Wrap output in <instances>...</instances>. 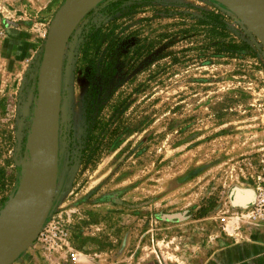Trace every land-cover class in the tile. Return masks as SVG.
I'll return each mask as SVG.
<instances>
[{"label":"rangeland","instance_id":"374dc122","mask_svg":"<svg viewBox=\"0 0 264 264\" xmlns=\"http://www.w3.org/2000/svg\"><path fill=\"white\" fill-rule=\"evenodd\" d=\"M64 1L0 0V213L29 159L45 39ZM205 11L221 16L223 39L197 24ZM110 21L123 47L155 44L110 81L87 138L81 49L91 25ZM263 169L255 33L216 0H101L71 31L61 63L57 181L44 223L64 234L53 246L35 238L11 264H68V246L80 264H264V224L245 216Z\"/></svg>","mask_w":264,"mask_h":264},{"label":"water","instance_id":"95a60500","mask_svg":"<svg viewBox=\"0 0 264 264\" xmlns=\"http://www.w3.org/2000/svg\"><path fill=\"white\" fill-rule=\"evenodd\" d=\"M216 1L250 26L264 43V0ZM96 2L65 0L49 26L38 76L29 159L21 162L23 175L0 213V220H9L7 235L0 243V264H11L32 244L48 215L57 178L63 52L71 31Z\"/></svg>","mask_w":264,"mask_h":264},{"label":"trees","instance_id":"16d2710c","mask_svg":"<svg viewBox=\"0 0 264 264\" xmlns=\"http://www.w3.org/2000/svg\"><path fill=\"white\" fill-rule=\"evenodd\" d=\"M118 4L119 1L109 2L107 4L108 12L113 13V9ZM203 13L204 18L197 19V24L208 25L206 32L209 37L223 39L227 35V30L221 16L213 11ZM84 36L81 49V69L88 81V88L84 96V113L88 126L87 138H90L94 125L102 123L98 113L103 107V98H107L105 93L110 81L128 61H130L129 68L131 61L136 56L140 58L144 52L149 51L155 42L148 39L141 40L135 45L125 48L120 44L121 37L116 34L113 21L99 26L91 25Z\"/></svg>","mask_w":264,"mask_h":264},{"label":"built area","instance_id":"2783aa9c","mask_svg":"<svg viewBox=\"0 0 264 264\" xmlns=\"http://www.w3.org/2000/svg\"><path fill=\"white\" fill-rule=\"evenodd\" d=\"M256 178V182L254 183V198L247 208H245V216L252 222L264 224V169ZM219 220L221 224H224L226 217L222 216ZM63 234V228H60L56 224V220L53 219L44 223L36 238L41 245L53 246L54 243L57 245V240H60ZM66 259L68 264H80L79 252L69 246L66 249Z\"/></svg>","mask_w":264,"mask_h":264},{"label":"bare ground","instance_id":"6f19581e","mask_svg":"<svg viewBox=\"0 0 264 264\" xmlns=\"http://www.w3.org/2000/svg\"><path fill=\"white\" fill-rule=\"evenodd\" d=\"M101 0H98V2H100ZM97 3V2H96ZM95 3V4H96ZM243 22V21H242ZM243 23H245V22H243ZM246 24V23H245ZM247 25V24H246ZM248 26V25H247ZM248 28H250L251 29V27L250 26H248ZM252 30V29H251ZM253 31V30H252ZM254 32V31H253ZM255 33V32H254ZM255 35L257 36V34L255 33ZM258 37V36H257ZM259 38V37H258ZM260 39V38H259ZM261 40V39H260ZM262 41V40H261ZM264 44V43H263ZM57 171H58V166H57ZM56 181H57V178H56ZM55 187H56V184H55ZM54 192H55V190H54ZM8 222H9V220H5V221H3V220H0V243L2 242V240H3V238H5V236L7 235V229H8ZM43 224H44V222H43Z\"/></svg>","mask_w":264,"mask_h":264}]
</instances>
